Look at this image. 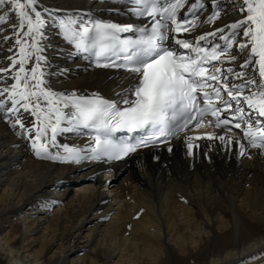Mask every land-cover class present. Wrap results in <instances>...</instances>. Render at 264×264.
I'll list each match as a JSON object with an SVG mask.
<instances>
[{
    "label": "bare ground",
    "instance_id": "6f19581e",
    "mask_svg": "<svg viewBox=\"0 0 264 264\" xmlns=\"http://www.w3.org/2000/svg\"><path fill=\"white\" fill-rule=\"evenodd\" d=\"M41 4L49 9L40 41L45 84L57 93L117 99L132 82L129 74L92 69L60 35L57 20L97 16L124 23L125 5L121 0ZM239 4L217 0V20L200 23L185 36L240 19ZM0 27V35L12 36L8 26ZM11 46L0 40V65L13 54L7 51ZM220 67L241 70L227 61ZM4 116L0 111V264H264V152L251 150L240 133L198 130L186 136L199 139L184 136L138 151L108 169L96 159L37 157L30 142L17 135L19 127L12 128ZM219 135L233 142L215 138ZM236 140L244 145L243 154ZM90 141L62 132L49 151L62 153L59 146L65 143L89 150ZM79 182L87 185L67 188Z\"/></svg>",
    "mask_w": 264,
    "mask_h": 264
},
{
    "label": "snow or ice",
    "instance_id": "6c2138e0",
    "mask_svg": "<svg viewBox=\"0 0 264 264\" xmlns=\"http://www.w3.org/2000/svg\"><path fill=\"white\" fill-rule=\"evenodd\" d=\"M128 2L134 6L126 14L144 23L70 16L57 20L60 35L78 54L104 59L103 66L129 74V87L112 99L57 93L45 84L40 41L43 13L49 9L41 0H0V25L12 33L11 37L0 35V40L12 43L7 51L13 53L6 56V66L0 65V111L12 128L19 127L17 135L30 142L34 154L77 163L104 157L119 160L205 123L229 132L234 127L251 147L264 149V0H240V19L191 38L177 34L194 31L197 21L214 23L220 16L217 0L210 5L208 0ZM209 10L211 14L206 15ZM202 13L206 18L201 19ZM33 58L35 63H30ZM213 61L236 63L241 70L217 67ZM74 130L89 131V150L65 143L59 146L62 153L49 151L57 147L58 133ZM125 130L143 134L117 140L115 134ZM206 135L213 138L211 133ZM215 138L233 142L225 135ZM235 143L243 154L244 145L239 140ZM192 147L189 143V154Z\"/></svg>",
    "mask_w": 264,
    "mask_h": 264
},
{
    "label": "rangeland",
    "instance_id": "374dc122",
    "mask_svg": "<svg viewBox=\"0 0 264 264\" xmlns=\"http://www.w3.org/2000/svg\"><path fill=\"white\" fill-rule=\"evenodd\" d=\"M86 185H87L86 182H79V183H76V184L71 183V185H68L67 188L72 189V191H75V190L81 189L82 187H84ZM60 191L62 192V190H60ZM52 210L56 211V210H58V208L54 207ZM19 224L20 223L18 222L17 219L13 220V225H14L13 227H15L16 229L19 228V226H20Z\"/></svg>",
    "mask_w": 264,
    "mask_h": 264
}]
</instances>
